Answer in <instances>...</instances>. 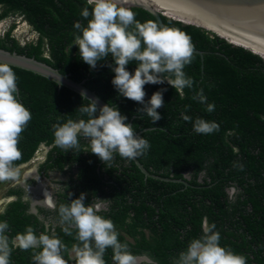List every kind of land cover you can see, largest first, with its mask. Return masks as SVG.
I'll return each instance as SVG.
<instances>
[{
  "label": "trees",
  "instance_id": "1",
  "mask_svg": "<svg viewBox=\"0 0 264 264\" xmlns=\"http://www.w3.org/2000/svg\"><path fill=\"white\" fill-rule=\"evenodd\" d=\"M16 13L37 36L20 44L12 25L0 48L83 80L128 125L153 176L118 149L121 133L88 99L0 63V174L43 143L39 172L66 175L54 223L39 218L41 206L29 211L20 187L8 190L16 198L0 213V264H129L141 255L150 261L138 264H264L263 58L161 15L202 57L181 51L140 7L0 0V20ZM97 200L106 208L95 210Z\"/></svg>",
  "mask_w": 264,
  "mask_h": 264
},
{
  "label": "water",
  "instance_id": "2",
  "mask_svg": "<svg viewBox=\"0 0 264 264\" xmlns=\"http://www.w3.org/2000/svg\"><path fill=\"white\" fill-rule=\"evenodd\" d=\"M92 2L104 3L106 5L113 4L121 8L122 11L129 13L131 7H140L150 14H152L157 22V25L166 36L168 41L181 51L185 52H195L201 55L202 52L198 49H190L183 47L178 41L170 34L168 29L165 27L161 15L168 16L172 19L179 20L182 23L193 24L198 27H202L212 33H215L221 38H224L227 42L232 43L225 36L219 33V30H232L235 31L261 45L264 46V0H170L179 5L183 6L185 9H171L169 7L168 15L164 13V6H161L159 2L161 0H90ZM191 12H188L187 10ZM238 45L236 43H232ZM244 48L249 49L260 57H264L250 49L245 45H240ZM0 63L8 64L11 66H16L25 70H29L41 76H44L54 82L59 86H64L82 97L88 99L91 103L95 105L96 108L100 109L113 123V125L121 133L124 143L118 149H127L130 157L134 160L137 166L145 174V176H153L145 170L143 165L137 160L132 148L131 139L134 135H131L127 131V124H124L119 116L113 110V107L105 102L97 93L89 89L84 85V81H76L72 79L69 74L60 72L57 68L50 66L49 64L39 61L34 57H29L24 54H18L15 51H8L0 48ZM0 75L1 72H0ZM76 128L78 126H75ZM67 131V130H66ZM69 131V130H68ZM67 131V132H68ZM42 147H46L43 143ZM22 163L19 166L25 165ZM15 169L10 167L9 170ZM233 188H231L232 191ZM201 249L200 246L195 247L188 254L191 257L193 254ZM137 261H150L146 255L136 256L129 264Z\"/></svg>",
  "mask_w": 264,
  "mask_h": 264
},
{
  "label": "flooded vegetation",
  "instance_id": "3",
  "mask_svg": "<svg viewBox=\"0 0 264 264\" xmlns=\"http://www.w3.org/2000/svg\"><path fill=\"white\" fill-rule=\"evenodd\" d=\"M47 147V146H46ZM38 150V149H37ZM36 150V151H37ZM44 152V159L46 156V153L48 151V148L45 149ZM36 151L34 153V156L36 154ZM33 156V157H34ZM32 157V158H33ZM31 158V159H32ZM44 159L38 161V163L35 164V166L31 169H29L24 177L17 182V184L9 187L0 197V203L2 206L0 207V213L3 212L9 202L11 200L15 199V195H11L8 193V190L11 188H18L20 187L23 190L22 199L29 201V211L32 213L38 212L37 206H41L48 210V213L45 215L38 214L39 218L41 220H44L46 224L50 222L54 223L53 219V210L55 208L56 200H57V193L61 190L62 184L61 181L65 180L61 177V172L52 169L46 171V173L39 172V164H41ZM30 161V160H29ZM24 163H28L24 162ZM18 166L14 167L17 168ZM10 167H8L7 171L3 174H0V177H3L6 175L10 170ZM51 184V186H49ZM54 184V186H53ZM46 195V196H45ZM102 205V208H100L98 205ZM92 206L95 210L105 209L107 206V202L97 200L94 203H92ZM15 244L24 242V240L16 238L14 240ZM45 263V261H39L38 263ZM141 262V261H140Z\"/></svg>",
  "mask_w": 264,
  "mask_h": 264
},
{
  "label": "rangeland",
  "instance_id": "4",
  "mask_svg": "<svg viewBox=\"0 0 264 264\" xmlns=\"http://www.w3.org/2000/svg\"><path fill=\"white\" fill-rule=\"evenodd\" d=\"M14 22L15 25L13 26L12 35L18 39L20 43H24L30 40H34L36 38V33L32 31L31 27L28 25L27 22H25L24 18L21 17L19 14H10L7 17L0 20V36L4 33L5 30H7L10 26V24ZM78 129L75 126L69 128L67 133H73ZM45 147L40 146L38 150L36 151L35 156L28 161L25 165L19 166L11 171H9L6 175L3 177H0V197L1 195L11 186L17 184L22 177H24L25 173L33 168L38 161L44 159V152ZM63 179L66 178V175H61ZM51 186V184L49 185ZM54 186V184H53ZM55 187V186H54ZM233 191V189H232ZM230 189V192H232ZM46 196V195H45ZM2 204L0 203V207ZM100 208H102V205H98ZM73 253V251H71ZM38 264H44V263H38Z\"/></svg>",
  "mask_w": 264,
  "mask_h": 264
},
{
  "label": "bare ground",
  "instance_id": "5",
  "mask_svg": "<svg viewBox=\"0 0 264 264\" xmlns=\"http://www.w3.org/2000/svg\"><path fill=\"white\" fill-rule=\"evenodd\" d=\"M159 2V0H158ZM159 4L161 6H164V13L167 12V14L169 13V7H171V9H184L183 6L179 5L178 3H175L173 1H170V0H161L159 2ZM185 10V9H184ZM166 11V12H165ZM188 12H191L189 9L187 10ZM173 13H169L168 15H172ZM219 33H221L223 36H225L228 40H230L232 43H238L241 44V45H245L247 47H249L250 49H253L254 51H256L257 53H260V52H264V46L235 32V31H232V30H226L224 29L223 31L222 30H219ZM262 54V53H260ZM138 260L134 261L133 263L131 264H135L137 263Z\"/></svg>",
  "mask_w": 264,
  "mask_h": 264
},
{
  "label": "clouds",
  "instance_id": "6",
  "mask_svg": "<svg viewBox=\"0 0 264 264\" xmlns=\"http://www.w3.org/2000/svg\"><path fill=\"white\" fill-rule=\"evenodd\" d=\"M88 1H90V0H88ZM90 2H92V1H90ZM17 14V13H16ZM15 15V14H14ZM18 15V14H17ZM20 15V14H19ZM21 17H22V15H20ZM26 22V21H25ZM12 25H15V23L14 22H12L11 24H10V26H9V28L7 29V30H9L10 28H11V26ZM7 30H5L4 32H6ZM12 30H13V28H12ZM33 31V30H32ZM3 35V34H2ZM37 35V34H36ZM21 44V43H20ZM68 130V129H67Z\"/></svg>",
  "mask_w": 264,
  "mask_h": 264
},
{
  "label": "built area",
  "instance_id": "7",
  "mask_svg": "<svg viewBox=\"0 0 264 264\" xmlns=\"http://www.w3.org/2000/svg\"><path fill=\"white\" fill-rule=\"evenodd\" d=\"M25 43V42H24ZM24 43H21V44H24Z\"/></svg>",
  "mask_w": 264,
  "mask_h": 264
}]
</instances>
